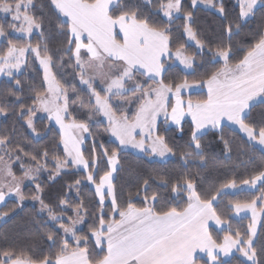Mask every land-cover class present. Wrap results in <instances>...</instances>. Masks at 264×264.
Returning a JSON list of instances; mask_svg holds the SVG:
<instances>
[{
    "label": "snow or ice",
    "instance_id": "obj_1",
    "mask_svg": "<svg viewBox=\"0 0 264 264\" xmlns=\"http://www.w3.org/2000/svg\"><path fill=\"white\" fill-rule=\"evenodd\" d=\"M151 2L144 0L147 4ZM237 3L236 33L242 26L239 21L247 23L254 18L257 5H264V0H237ZM50 4L58 14L57 27L67 37L64 53L68 55L69 66L75 74L71 87L66 81L62 83L53 72L54 58L46 44L43 48L31 43L18 45L8 39L7 46L0 49V75L15 79V73L28 64L26 54L35 55L43 69V85L32 90V106L27 107L25 113V105L21 104L18 115L24 118L33 136H39L34 123L37 112L46 113L47 119L55 122L59 128L58 143L63 145V156L52 155L55 171L50 179L60 175L69 165L82 168L87 181L95 187L99 214L93 215L88 233L78 234L77 226L85 223L87 216L83 200L73 205L61 199V214H57L43 201L39 195L42 188L37 184V194L32 199L40 202L41 212L47 211L48 220L58 224L59 232L52 230L46 233L50 245L42 259L33 258L24 249L12 248L0 252V264H199L197 253L207 256L206 264H223L220 257H229L234 250L248 264H261L259 257L264 254V242H261L259 250L255 245L258 238L256 226L264 215V169L240 184L229 179L210 197L198 191L189 175L174 180L170 185L169 181L161 179V185L165 189L170 187L174 198L180 197L181 193L186 196L183 206L174 199L175 206L166 209L155 206L157 193L148 195V180H144L136 192V196L141 191L144 193L143 206H138L131 194L126 204H121L116 195L114 173L120 165L119 152L128 148L162 160L175 155L160 133V117L166 126L170 122L181 131L185 116L191 117L188 151L181 154L185 164L189 159H198L201 166L207 163L202 139L210 130L220 133L225 154L229 153V141L223 136V129L229 125L247 136L250 148L256 150L258 145L264 154V108L259 113L258 122L250 118L254 108L264 106V23L257 25L252 32V42L246 47L234 51L230 43H221L214 50L210 48L211 63L219 64V67L206 72L202 79L191 84L187 79L176 83L165 79L168 71L165 58L178 61L185 70L194 71L195 65L194 58L186 54L183 45L174 52L171 50L169 26L179 18L182 0H160L156 9L157 15L162 14L160 24L143 15L138 0H50ZM191 4L193 8L202 4L205 8L216 9L222 17L226 15L222 0H191ZM32 7L33 0H0V13L11 16L10 28L24 35L31 34L34 29L42 30V24L31 14ZM192 19L191 11L183 13L184 33L203 52L205 44L197 38L191 26ZM224 31L229 41L236 34L232 22ZM8 35L0 26V37ZM234 55L237 56L235 60ZM59 63L64 66L63 57ZM137 77H145L146 80L140 81ZM15 85L22 89L19 80H15ZM194 87L206 88V98L185 101L184 91ZM78 88L87 95V102L80 95L75 100L71 99L69 92L76 93ZM114 99L129 106L135 105L134 113L129 116L128 109L122 110L113 103ZM73 104L88 110L89 121L95 115L103 117L107 122L105 131L118 142L116 149L109 152L103 144L99 146L102 151L97 149L89 123L70 110ZM0 114H6L4 107H0ZM84 134L93 139L91 159L84 155ZM9 144L10 137L0 136V151L4 152L0 155L4 165L0 168V205L9 196H14L19 205L25 199L21 191L22 181L33 180L36 173L46 169L50 153L47 148L37 154L24 153L35 161V165L25 167L21 163L23 175L18 177L13 172L12 160L13 157L20 160L17 150L23 152V148L17 145V149H10ZM102 165L106 170L97 180ZM80 183V180L75 181V185ZM242 186L248 190L259 186L260 192L250 201H229V210L237 217L251 213L247 232L237 229L233 233L230 218L224 219L217 212L215 202L226 194L225 190H240ZM72 187L69 185V190ZM106 200L111 201L107 213ZM68 208L72 209L73 215L65 222L63 213ZM7 216V212H0V220ZM210 221L226 231L222 242L210 233ZM92 248L99 249L95 258Z\"/></svg>",
    "mask_w": 264,
    "mask_h": 264
},
{
    "label": "trees",
    "instance_id": "obj_2",
    "mask_svg": "<svg viewBox=\"0 0 264 264\" xmlns=\"http://www.w3.org/2000/svg\"><path fill=\"white\" fill-rule=\"evenodd\" d=\"M160 0H152L150 4L144 3V0H138L141 5L143 15L147 16L151 22L160 24L161 14L157 15L156 9ZM220 2V0H217ZM226 15L220 16L216 9L206 10L201 7L191 6V0H182L181 17L176 19L170 26L169 36L171 39V50L174 52L177 47L183 45L186 54L191 55L195 60L194 71L184 73L178 66L170 63L167 65L168 71L165 73L166 80H172L176 83H181L185 79L191 84L195 80H200L204 77L206 72L214 70L219 67V64H213L212 52L209 49H215L217 45L223 43L225 45L231 44L233 50H238L241 47H246L252 42V32L255 31L258 24L264 23V5L258 7L255 11V17L248 20L247 23L239 21L241 28L238 33L235 30V24L238 22L239 7L237 0H222ZM191 11L193 14L192 28L197 34V38L204 42L205 47L203 52L198 50L193 45H189L184 33L183 13ZM31 14L34 15L38 22L42 24V30L33 34L28 40L19 38L13 35L14 30L10 28V16H2L0 14V26L9 34L7 37H2L0 49L7 46L8 39H12L19 44L31 43L33 46L40 45L41 48L46 44L54 58L53 72L61 79L62 83L67 82L70 88L73 83L74 72L69 66L70 61L68 55L64 53V48L67 46V37L57 27L59 20L58 14L50 4V0H33V7ZM232 22L234 34L229 41L227 34L224 31L226 25ZM74 47V45H73ZM63 57V67L60 66V60ZM237 56H233L235 60ZM222 63V62H221ZM140 81H145V77H137ZM15 80H19L22 89H17ZM76 84L79 85L78 79ZM147 83H151L148 81ZM43 85V75L38 65L32 63L30 66H25L24 69L17 75L15 79L0 81V107L6 109V114H0V136L10 137V149H17V145L23 148V152L17 150L20 160L17 161L15 157L12 160L13 172L18 176L23 175L21 163L27 167L28 165H35V161L30 159V156L24 153L37 154L42 152L45 148L48 149L50 156L47 162L46 169H42L36 173L31 185L25 186L22 193L25 196L23 205H18L14 200H6L0 206V212H7L8 216L0 222V252L15 248L17 250L24 249L28 251L33 258L42 259L43 255L49 251L50 242L47 240L49 231L59 229L51 224L48 220L47 211L41 212L40 202L32 199L36 192V185L39 184L42 192L39 193L43 201L50 205L57 214L60 213V200L66 199L70 204L79 203L83 200L85 208L87 209L86 222L81 224L78 229V234L88 233L89 225L93 222V215L99 214V200L95 197V187L86 179V173L83 170L76 171L69 167L63 169L61 174L50 179V176L55 171V161L52 155L63 156V149L59 145V130L50 124V122L41 116L34 117L35 127L39 136H33L30 129L24 123V118L18 115L21 110L20 105H25V113L27 107L32 106V97L34 95L33 89H40ZM16 92L15 95L11 94ZM72 100L76 99L77 95L83 97L87 102V95L78 88L76 93L69 92ZM184 99L192 98L193 100L205 98L204 92L191 93L183 97ZM121 109H128L129 116L135 111V105H127L118 100L113 101ZM264 106L258 105L253 109L250 118H254L256 122L259 121V113ZM77 117L89 123L90 130L95 136V144L99 149L100 144L111 152L117 148V145L111 141L109 132L105 131L107 124L104 123L99 115H95L88 120V110L80 108L78 104L71 105ZM160 133L165 136L168 145L173 149L175 155L164 161H156L148 156L135 155L127 151L119 152L120 165L118 171L114 173V184L116 188L117 199L121 204H126L131 194L134 202L138 206H143L144 193L141 191L139 196H136L137 190L141 187L144 180L149 181L148 195L152 193L158 194L156 201L157 209H166L175 206L176 202L183 206L186 201V196L181 193L180 197H175L171 193L170 187L165 189L160 181L165 179L169 181V185L176 179L182 178L184 175H189L193 178L197 185L198 191L202 195L211 196L215 193V189L226 183L229 179H235L237 184L242 180L250 178L259 170L264 169V154L256 147L253 150L249 147L248 141L240 135L237 131L227 126L223 129V136L229 141L231 151L225 154L224 144L219 139L220 133L216 131H207L202 139V151L207 159V163L201 166V162L196 159H189L187 164L181 160V154L188 151L187 145L190 140L192 124L189 120L182 121L183 130L181 131L175 125L169 123L165 125L164 121L159 122ZM167 127V130H166ZM92 137L87 136L85 143L82 146L86 158L91 159L92 154ZM102 151V150H100ZM0 155H4L0 151ZM8 157L5 156V160ZM43 162V161H42ZM106 164V162H105ZM106 170L105 165L101 166V170L97 173V180L99 175ZM80 180L79 185H75V181ZM69 185H73L69 190ZM226 194L215 202L217 212L221 214L224 219H229L232 225L233 233L239 229L241 232H247L250 223L248 218L233 219L231 218L232 211L229 210V201H250L255 195L260 192L258 186L255 190H234L229 192L225 190ZM111 203L105 202V212L110 210ZM259 208V204L257 205ZM72 209L68 208L63 213L64 221L72 216ZM67 222V221H65ZM213 238L221 241L226 234L225 230L216 231L209 229ZM258 238L256 240V247L259 250L261 242H264V215L261 216ZM62 234V233H60ZM94 245V241L92 242ZM35 246V247H33ZM99 253V249L92 248L93 258ZM199 264H206L204 259L198 258ZM259 259L261 264H264V254ZM223 264H246L237 255L231 256L229 259L222 261Z\"/></svg>",
    "mask_w": 264,
    "mask_h": 264
},
{
    "label": "rangeland",
    "instance_id": "obj_3",
    "mask_svg": "<svg viewBox=\"0 0 264 264\" xmlns=\"http://www.w3.org/2000/svg\"><path fill=\"white\" fill-rule=\"evenodd\" d=\"M191 6H192V4H191ZM260 6H261V5L258 4L257 7H256V9H257L258 7H260ZM196 7H201V8L206 9V10H212V9H209V8H205L204 5H202V4H198ZM217 13H218V12H217ZM0 14H1L2 16H5V17H6V16H9V15H6V14H4V13H0ZM218 14H219V13H218ZM161 16H162V14H161ZM179 17H181V13L179 14ZM61 19H63V18H61ZM35 33H38V30L34 29V30L32 31V33H31V34H28V35H24V34H21V33H16V32L14 31V32H13V35L16 36V37H19V38H23V39H27V40H28V39H29L33 34H35ZM185 36H186V39H187L188 44H189V45H193L194 47H196V43H195V41H193V40H189L186 34H185ZM1 42H2V37H0V43H1ZM196 48H197V47H196ZM197 49H198V48H197ZM198 50H200V49H198ZM26 55H27V60H28V64H27V66H30L32 63L38 65V67H39V69H40V71L42 72V75H43V69L41 68L39 62L35 59V55L32 54V53H30V52L27 53ZM169 63H170V61H169L167 58H165V66H166V67H167V65H168ZM171 64L174 65V66H178V67H179L184 73H189V72L192 71V70H185V69H183V66L180 65L179 62H178V61H175L174 59L171 60ZM24 67H25V66H22L21 71L24 69ZM21 71L15 73V75L19 74ZM2 79L9 80L8 77H6V76H4V75H0V81H1ZM78 81H79V80H78ZM37 116L45 117V118L47 119V114H46V113H43V112H37ZM1 118H2V116L0 115V119H1ZM100 119H101L104 123L107 124V122L103 120V117H102V116H100ZM47 120H48V119H47ZM48 121H49V120H48ZM161 121H164L163 117H160L159 122H161ZM49 122H50L51 125H53L54 127H56V128L59 130L58 126L55 124L54 121H49ZM84 135H85V137H86V134H84ZM109 136H110L111 141L114 142L116 145H118V142L115 141V138L112 137L110 133H109ZM61 147H62V149H63V145H61ZM122 151H127V152H130V153L135 154V155H143V154L139 153L137 150H133V149H131V148H128V149H125V150H122ZM170 158H171V155H169L168 159H170ZM152 159H154V160H156V161H160V162H164V161H166V160H162V159L159 158V157H155V158H152ZM168 159H167V160H168ZM3 166H4V165H3V162L0 161V168H2ZM72 168H73L74 170H76V171L83 170L82 168H81V169H77V168L74 167V166H72ZM32 182H33V180H27V179H24V180L22 181V183H21V191L23 190V188H24L25 186L31 185ZM241 189H243V190H248V189L244 188L243 186H242ZM227 190H228L229 192L234 191V190H232V189H227ZM235 191H236V190H235ZM9 199L16 201V198H15L14 196L6 197V200H9ZM6 200H5V201H6ZM32 202L35 203V202H37V201L35 200V201H32ZM105 202H110V203H111L110 200H106ZM23 204H25L24 201H23L21 204H19V205H23ZM0 206H1V205H0ZM43 212H45V211H43ZM241 217H245V214L242 213L240 217H237V216L235 215L234 212L231 213V218H233V219H237V220H239V219H242ZM245 218H248L249 221H250V220H251V213H247V215H246ZM3 220H4V219H3ZM3 220H0V222H2ZM260 220H261V217L259 218L258 223H257V226H256V227H257V231H258V228H259ZM65 221H67V220H65ZM49 222H50L51 224H54V223H53L52 221H50V220H49ZM54 225L58 228V224H54ZM80 226H81V225H78V226H77V230L80 228ZM210 228H212V229H214V230H216V231H218V232L221 231V229L218 228V227L215 225V223H214V222H211V221L209 222V229H210ZM69 239H70V238H69ZM222 241H223V238H222V240H221L220 242H222ZM233 255H237L238 257H240V259H241L242 261H244L246 264H248V262L245 260V258L242 257V256H240V254H239L238 252H236L235 250L233 251V253H232L229 257L221 256V257H220V260H221V261L227 260V259H229V258H230L231 256H233ZM197 257H198V258H201V259H204V260L207 262V256H206L205 254H203V253H197Z\"/></svg>",
    "mask_w": 264,
    "mask_h": 264
},
{
    "label": "crops",
    "instance_id": "obj_4",
    "mask_svg": "<svg viewBox=\"0 0 264 264\" xmlns=\"http://www.w3.org/2000/svg\"><path fill=\"white\" fill-rule=\"evenodd\" d=\"M10 18H11V16H10ZM200 91H203L204 92V95H205V98H206L207 89L206 88H200V87H194L192 89H189V90L184 91L183 97L184 96H187V95H189L191 93H196V92H200ZM184 100L186 101V99H184ZM169 111H170V108H169ZM184 119H187V120H189L191 122V117H189V116H185ZM229 127H231L233 130L237 131L240 135H242L247 140V136L244 133H241L238 128H236L235 126H231V125H229ZM256 147L259 149V146L258 145Z\"/></svg>",
    "mask_w": 264,
    "mask_h": 264
}]
</instances>
